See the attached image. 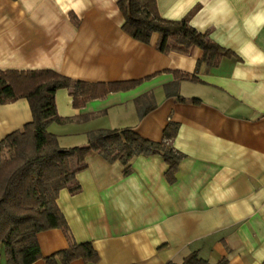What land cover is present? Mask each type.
Listing matches in <instances>:
<instances>
[{"label":"crops","instance_id":"1","mask_svg":"<svg viewBox=\"0 0 264 264\" xmlns=\"http://www.w3.org/2000/svg\"><path fill=\"white\" fill-rule=\"evenodd\" d=\"M157 5L163 18L187 20L233 56L209 66L199 47L163 53L158 33L138 41L123 29L118 0H0V70L135 82L79 107L68 88L59 89L58 113L67 120L49 131L64 148L87 144L97 129L133 128L162 141L171 121L180 125L173 146L183 158L174 183L160 154L135 156L125 174L128 165L91 151L77 174L81 191H60L73 238L93 243L95 264H180L194 251L212 264H264V0ZM178 79L179 96L168 95ZM32 119L26 98L0 104V141ZM38 242L44 257L70 247L61 228L40 232Z\"/></svg>","mask_w":264,"mask_h":264},{"label":"trees","instance_id":"2","mask_svg":"<svg viewBox=\"0 0 264 264\" xmlns=\"http://www.w3.org/2000/svg\"><path fill=\"white\" fill-rule=\"evenodd\" d=\"M124 15L123 29L138 41L150 43L154 33L160 35L158 49L189 54L194 47L204 51L201 61L218 66L223 57L233 52L213 41L208 33L201 32L187 20H168L161 16L157 0H118ZM182 74L179 79L190 78ZM179 79L167 87L168 95L179 96ZM128 83H91L74 80L54 70H0V104L20 98L29 101L33 119L0 141V261L4 248L5 264H33L45 258L48 264H68L77 259L95 264L100 256L92 242L77 243L57 199L62 189L73 194L81 191L77 174L87 168L86 156L98 152L110 162L121 161L128 165L137 155L160 154L168 164L166 177L170 183L177 180L183 154L173 146L179 123L170 122L162 141L141 136L133 128L97 129L88 133L83 146L64 148L56 134L49 131L54 123H65L59 115L55 95L68 88L76 107L90 99L102 98L113 91L132 87ZM173 88V89H172ZM185 99V98H181ZM150 105L141 113L153 109ZM6 153V154H4ZM131 171L128 165L125 174ZM61 228L70 247L44 257L38 234ZM222 259L217 264H227ZM166 264H179L170 261ZM180 264H212L194 251Z\"/></svg>","mask_w":264,"mask_h":264},{"label":"rangeland","instance_id":"3","mask_svg":"<svg viewBox=\"0 0 264 264\" xmlns=\"http://www.w3.org/2000/svg\"><path fill=\"white\" fill-rule=\"evenodd\" d=\"M4 154H6V153H4ZM3 250V249H2ZM3 252V251H2Z\"/></svg>","mask_w":264,"mask_h":264}]
</instances>
